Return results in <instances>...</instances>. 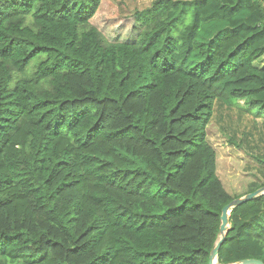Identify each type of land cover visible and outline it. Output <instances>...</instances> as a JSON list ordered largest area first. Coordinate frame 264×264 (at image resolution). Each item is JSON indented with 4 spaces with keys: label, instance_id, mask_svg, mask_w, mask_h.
Returning <instances> with one entry per match:
<instances>
[{
    "label": "trees",
    "instance_id": "obj_1",
    "mask_svg": "<svg viewBox=\"0 0 264 264\" xmlns=\"http://www.w3.org/2000/svg\"><path fill=\"white\" fill-rule=\"evenodd\" d=\"M263 56L264 0H0V264H209L241 196L206 129L250 117L264 167ZM228 224L217 264H264V195Z\"/></svg>",
    "mask_w": 264,
    "mask_h": 264
},
{
    "label": "rangeland",
    "instance_id": "obj_2",
    "mask_svg": "<svg viewBox=\"0 0 264 264\" xmlns=\"http://www.w3.org/2000/svg\"><path fill=\"white\" fill-rule=\"evenodd\" d=\"M152 1L115 0L120 6L121 15H130L135 11L146 9L151 5ZM254 65L258 68L263 67L264 56L255 61ZM235 113L234 110L229 111L226 108H217L211 123L206 129V135L209 143L216 150L217 176L225 190L232 196L243 197L252 188L257 187L256 191L264 187V175L262 176L260 172L263 171L264 167L257 164L254 157L247 154L243 149L235 147L228 142L230 135H225V127L231 133L237 134L240 132L244 133L245 129L251 127L250 117L238 119Z\"/></svg>",
    "mask_w": 264,
    "mask_h": 264
},
{
    "label": "water",
    "instance_id": "obj_3",
    "mask_svg": "<svg viewBox=\"0 0 264 264\" xmlns=\"http://www.w3.org/2000/svg\"><path fill=\"white\" fill-rule=\"evenodd\" d=\"M261 195H264V187L254 191L252 193L246 194L243 197L234 199L233 201H231V203H229L228 205H226L222 209V213H221V217H220V220H221L220 238L210 253L209 264H217V257H218L219 249H220L221 245L223 244L225 237H226V234L229 230L228 216H229L230 212L232 211V209L236 206L243 204V203L251 201L253 198H256V197L261 196ZM234 264H263V262L260 260H255V259H245V260H242V261H240L238 263H234Z\"/></svg>",
    "mask_w": 264,
    "mask_h": 264
}]
</instances>
